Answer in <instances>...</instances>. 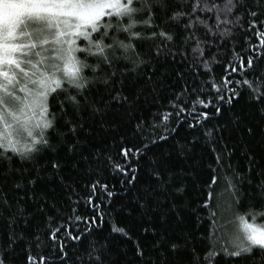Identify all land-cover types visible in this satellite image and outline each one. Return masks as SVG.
Segmentation results:
<instances>
[{
    "label": "snow or ice",
    "instance_id": "1",
    "mask_svg": "<svg viewBox=\"0 0 264 264\" xmlns=\"http://www.w3.org/2000/svg\"><path fill=\"white\" fill-rule=\"evenodd\" d=\"M0 264H264V0H0Z\"/></svg>",
    "mask_w": 264,
    "mask_h": 264
},
{
    "label": "trees",
    "instance_id": "2",
    "mask_svg": "<svg viewBox=\"0 0 264 264\" xmlns=\"http://www.w3.org/2000/svg\"><path fill=\"white\" fill-rule=\"evenodd\" d=\"M226 186L222 185L220 189H218V192H223V195L220 197V203L223 205L224 211H223V217L225 220H228L231 218V212L228 209L227 205L229 203V194L224 191ZM231 227V226H229Z\"/></svg>",
    "mask_w": 264,
    "mask_h": 264
}]
</instances>
